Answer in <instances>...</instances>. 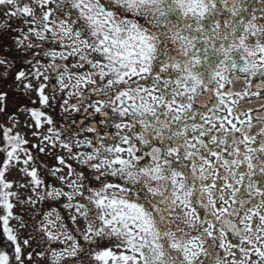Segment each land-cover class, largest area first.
Instances as JSON below:
<instances>
[{
    "label": "snow or ice",
    "instance_id": "6c2138e0",
    "mask_svg": "<svg viewBox=\"0 0 264 264\" xmlns=\"http://www.w3.org/2000/svg\"><path fill=\"white\" fill-rule=\"evenodd\" d=\"M0 264H264V0H0Z\"/></svg>",
    "mask_w": 264,
    "mask_h": 264
}]
</instances>
